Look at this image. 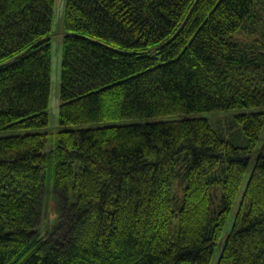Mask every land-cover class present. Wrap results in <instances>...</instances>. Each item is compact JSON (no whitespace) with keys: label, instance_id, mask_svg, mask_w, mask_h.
Returning a JSON list of instances; mask_svg holds the SVG:
<instances>
[{"label":"trees","instance_id":"1","mask_svg":"<svg viewBox=\"0 0 264 264\" xmlns=\"http://www.w3.org/2000/svg\"><path fill=\"white\" fill-rule=\"evenodd\" d=\"M56 8L0 0V130H34L0 136V264H264V111L245 146L150 120L264 106V0H66L53 127Z\"/></svg>","mask_w":264,"mask_h":264},{"label":"rangeland","instance_id":"2","mask_svg":"<svg viewBox=\"0 0 264 264\" xmlns=\"http://www.w3.org/2000/svg\"><path fill=\"white\" fill-rule=\"evenodd\" d=\"M66 0H57L56 15L54 20V34H53V62H52V85H51V123L53 127H56L59 123V93H60V84H61V63H62V49H63V32H64V10H65ZM244 111H264V106L262 107H253L249 109H231V110H216L203 113H190V114H180L176 116H167V117H157L150 120H160V119H171V118H195V117H206L214 130L218 133L219 136L231 141L234 145L245 146L248 142V139L244 133L242 125L238 122L236 115ZM144 119H142L143 121ZM141 121V120H138ZM123 121H116L110 123H120ZM102 123V124H110ZM34 131L32 129L26 130H16L11 128L1 129L0 136L6 135H17L24 134L26 132ZM264 141V132L258 145L251 157L248 173L246 180L244 182L243 188L250 177L251 171L255 166L257 155L262 148ZM60 208L57 200V196L53 197V193L50 192L46 195L45 205H44V216L42 220V233L41 237H47L49 235L48 225L54 227L56 222V217L58 215ZM236 213V207H234L231 215L230 221L228 223L227 229L230 228L231 223L234 220ZM50 230V228H49Z\"/></svg>","mask_w":264,"mask_h":264},{"label":"water","instance_id":"3","mask_svg":"<svg viewBox=\"0 0 264 264\" xmlns=\"http://www.w3.org/2000/svg\"><path fill=\"white\" fill-rule=\"evenodd\" d=\"M49 149H50V148H48V150H49ZM48 150H45L44 153H46Z\"/></svg>","mask_w":264,"mask_h":264}]
</instances>
